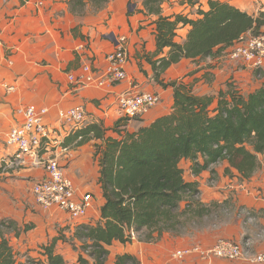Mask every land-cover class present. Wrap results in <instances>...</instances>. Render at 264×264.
I'll use <instances>...</instances> for the list:
<instances>
[{
    "label": "crops",
    "instance_id": "crops-1",
    "mask_svg": "<svg viewBox=\"0 0 264 264\" xmlns=\"http://www.w3.org/2000/svg\"><path fill=\"white\" fill-rule=\"evenodd\" d=\"M189 1L169 0L163 4V14L183 12L196 17L198 4L205 9L209 7V0H191L195 6ZM220 1L250 14L264 9V0ZM157 18L145 13L143 0H8L0 4V220H12L17 227L35 225L27 231L21 229L19 235L9 234L15 240L11 242L13 247L17 243L25 247L28 255L34 256V249L39 247L40 251L42 245L59 237L61 228L74 237L79 225H95L101 220L106 198L100 182L97 147L103 139L93 138L91 134L77 136V133L90 124H98L106 137L123 139L172 112L175 86L157 81L153 68V62L169 51V48L157 51ZM190 28V25L180 27L176 41L183 43ZM119 36L126 37L128 51L125 80L113 87L100 88L77 87L69 80V74L79 73L87 63L94 69H106V55L115 49ZM226 53L183 58L171 65L160 79L164 83L176 82L178 87L184 86L183 90H191L196 95L211 97L213 110L221 99V91L227 93L231 83L246 96L264 84V64L255 69L241 60L228 58ZM126 92L155 93L160 101L142 117L128 118L117 102L118 96ZM29 104L48 109L47 122L56 142L54 152L78 190L92 194V205L81 219H71L66 211L45 209L36 202L32 185L45 171L41 166L32 165V157L28 158L27 167L19 169L9 164L13 157L12 150L5 145L6 134L23 121L20 109ZM76 105L84 106L87 120L66 133L59 127L58 114ZM259 158L262 167L249 179L238 176L236 169L227 174L226 160L214 164L197 178L191 170L192 161L183 159L180 165L184 178L199 182L200 199L204 203H222L227 218L183 234L164 232L154 241L140 240L133 232L131 241H115L107 246L106 264H117V257L125 254L137 257L139 264H259L216 256L204 258L195 252L183 258L174 255L195 246L209 248L220 239L242 240L248 236L254 239V252L264 249L261 233L264 229V153ZM244 208L254 216L253 220ZM62 243H57V251L65 256L60 249Z\"/></svg>",
    "mask_w": 264,
    "mask_h": 264
},
{
    "label": "trees",
    "instance_id": "trees-1",
    "mask_svg": "<svg viewBox=\"0 0 264 264\" xmlns=\"http://www.w3.org/2000/svg\"><path fill=\"white\" fill-rule=\"evenodd\" d=\"M167 1L143 0V5L146 14L158 17V53L169 48L166 56L153 62V68L157 81L175 86L174 108L123 139L106 137L98 124L77 133L103 139L97 155L106 203L97 224L79 225L75 230L74 238L83 242L73 264H106L107 246L131 241L133 232L141 240L154 241L164 232L182 234L188 222L209 215L212 207L200 199L199 182L184 178L180 165L183 159L192 161L191 170L197 178L223 160L229 163L227 174L236 169L238 176L246 179L262 167L259 154L264 153V84L246 96L231 83L227 93L221 91L213 110L211 97L183 90L184 86L178 87L176 82L164 83L160 76L183 58L218 55L243 36L264 33V9L250 14L227 2L209 0L208 9L198 4L196 17L183 12L165 15L163 4ZM186 25L191 28L180 43L175 39L177 30ZM34 226L28 223L17 227L12 220H0V264H70L57 251L62 237L42 245L38 257L17 259L9 228L16 227L19 235L21 229L27 231ZM117 264H139V260L125 254L117 257Z\"/></svg>",
    "mask_w": 264,
    "mask_h": 264
},
{
    "label": "built area",
    "instance_id": "built-area-1",
    "mask_svg": "<svg viewBox=\"0 0 264 264\" xmlns=\"http://www.w3.org/2000/svg\"><path fill=\"white\" fill-rule=\"evenodd\" d=\"M8 0H0V4ZM42 4V1L39 2ZM228 58L241 60L252 68H261L264 64V33L241 37L226 53ZM106 69L99 70L87 63L77 74H69V80L77 87H113L127 78L126 65L128 51L126 37L116 39V47L106 55ZM160 96L151 92L121 93L117 102L120 110L128 118L142 117L158 102ZM23 121L16 124L6 134L5 145L12 155L9 163L12 167H27L29 157H32L33 166L44 169L42 178L32 185V193L36 202L45 209L57 208L66 211L71 219H81L88 214L92 205V194L80 192L73 181L66 175L60 163L59 156L53 150L56 143L49 130L47 115L48 109L29 104L20 109ZM87 120L84 106L76 105L58 114L60 129L66 133L82 126ZM1 144V138H0ZM249 219L254 216L244 208ZM264 234V229L261 232ZM254 239L245 237L242 240L220 239L209 248L195 246L175 252V257L183 258L193 252L201 257L216 256L226 259H241L251 263L264 264V249L254 252Z\"/></svg>",
    "mask_w": 264,
    "mask_h": 264
},
{
    "label": "rangeland",
    "instance_id": "rangeland-1",
    "mask_svg": "<svg viewBox=\"0 0 264 264\" xmlns=\"http://www.w3.org/2000/svg\"><path fill=\"white\" fill-rule=\"evenodd\" d=\"M189 15H190V13H189ZM190 17H191V15H190ZM186 169H187V167H186ZM213 181H216V180L214 179ZM213 204L214 203L207 204V205H210L212 207L211 213H209V215H206L203 219H195L194 221L188 222L187 227H186V229H184L183 233L202 229V228L208 226L209 224L218 223V222H221V220H224L225 218H227L226 213L224 212L222 203H220L218 205H213ZM184 205L185 204H183V206ZM37 222L39 223V219L37 220ZM15 229L16 230L9 229L8 232L15 233V232H17V228L15 227ZM135 234L137 235V233H135ZM175 234H177V233H175ZM60 237H62L61 240L63 241V243L60 245V249L65 253V257H66L68 262L70 261L69 262L70 264H72L71 262L75 263L74 261L76 259V256H77L78 252H80V249L82 248L81 245H82L83 239L77 238V237L74 238L73 234L65 231L64 228H61L59 230V238ZM137 237L139 238V236H137ZM12 242H15V240L12 239ZM16 244L14 243V248L16 249V253L18 256L17 259H23V260L25 259L24 261H26L27 257L29 255L27 252H25V247L19 246ZM34 250L37 251V253L35 255H37V257H38L39 256V247L35 248Z\"/></svg>",
    "mask_w": 264,
    "mask_h": 264
},
{
    "label": "clouds",
    "instance_id": "clouds-1",
    "mask_svg": "<svg viewBox=\"0 0 264 264\" xmlns=\"http://www.w3.org/2000/svg\"><path fill=\"white\" fill-rule=\"evenodd\" d=\"M133 236H134V234H133Z\"/></svg>",
    "mask_w": 264,
    "mask_h": 264
}]
</instances>
